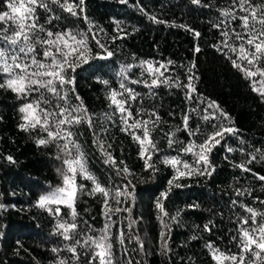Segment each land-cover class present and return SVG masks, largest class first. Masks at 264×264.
<instances>
[{"label":"trees","instance_id":"1","mask_svg":"<svg viewBox=\"0 0 264 264\" xmlns=\"http://www.w3.org/2000/svg\"><path fill=\"white\" fill-rule=\"evenodd\" d=\"M49 6L51 13L42 8L37 10L38 23L54 32L85 33L90 49L69 73L74 78L76 93L96 125L92 129L84 123L74 129V138L85 156L88 170L101 186L112 192L124 183L116 175L115 168L104 163L106 157L97 147L95 131L103 137L105 147L109 143L112 145L108 151L117 163L123 161L122 166L132 174L134 192L131 197H121L124 203L120 205L121 208L130 207L131 212L115 213L108 229L114 264H129V261L132 264H217L211 249L206 247L209 241L221 251L238 253L232 237L237 234L238 219L247 213L232 201L239 200L258 213L264 212V206L259 203L264 200V182L256 178V175H264V163L257 161L251 165L250 173L236 167L247 158L246 151L241 148H264V99L252 90L253 84L245 74L213 47L219 44L221 37L212 25L222 19L219 12L229 7V0H202L201 5H194L191 0H127L126 3L85 0L83 13L76 17L56 4ZM0 10H4L3 2H0ZM145 13L164 23L153 22ZM50 16H59V19L53 18L49 23ZM89 25L92 35H87ZM233 26L238 28V22ZM195 32L200 35L197 37ZM93 36L113 52L111 57H106ZM235 43L238 45L239 41ZM196 47L199 52L194 51ZM168 61L173 64L165 75L178 77L180 81H186L187 67L195 63L197 95L205 101H216L230 114L238 129V135L226 137L211 153L209 159L214 168L211 176H184L171 186L168 181L176 176V170L161 161L165 157H177L195 165L197 157L184 153L183 146L190 142L201 143L204 135L215 130L212 125L221 121H204L203 105L188 101L183 88L145 87L144 82L150 83L153 78L146 71V64L159 67ZM122 68L125 69L123 76ZM102 81H108V84ZM122 82L136 93V100H129L126 105L130 106L135 119H148L145 113L153 111L160 117V125L151 132L159 149L152 153V162L158 169L155 172L145 170L139 144L120 130L123 125L119 121V112L113 114L109 95L112 90L123 92L119 88ZM117 99H123V96L118 95ZM20 106L21 101L14 93L0 89V204L5 205L0 209V264H57L59 259L71 257L65 250L70 242L54 234L58 221L71 222L70 210L61 205L57 216V205L46 204L41 208L38 199L63 185L58 169L66 168L62 163L64 156L55 144L37 146L36 140L42 133L18 128L22 122ZM193 108L196 111H192ZM186 114L189 126L193 130L199 129L196 136L190 137L184 131ZM108 116H111L110 120ZM171 132L175 133L172 137L175 143L169 147L166 134ZM241 140L245 144L242 145ZM228 147L234 151L228 152ZM8 156L14 163L7 159ZM180 170H184L182 166ZM76 183L92 186L90 181L79 176ZM177 183L181 187L177 188ZM237 189L251 190L252 195L238 198ZM162 192L168 193L163 201L167 212L172 216L179 212L176 222L163 218L169 223L170 232L163 228L159 218L162 214L156 208ZM109 204L113 208L117 206L111 199ZM76 211L78 239L83 240L86 234L99 236L109 223L104 198L99 194L88 196L78 192ZM204 225H209L211 232L205 231ZM121 231L125 236L123 246L118 240ZM161 231L170 236L171 252L168 254H162L158 246ZM137 236L144 243L143 250L135 239ZM193 236L197 238L193 240ZM53 248L61 250L59 255L53 253ZM80 253L79 261L73 264H89L90 253L84 249H80ZM96 264H99L98 260Z\"/></svg>","mask_w":264,"mask_h":264},{"label":"snow or ice","instance_id":"2","mask_svg":"<svg viewBox=\"0 0 264 264\" xmlns=\"http://www.w3.org/2000/svg\"><path fill=\"white\" fill-rule=\"evenodd\" d=\"M4 3V10H0V89L8 90L14 93L18 100L21 101L19 112L21 114V123L18 128L22 131H36L42 133L39 135L37 146L47 147L55 144L58 150L63 154L62 161L66 168L58 169L63 177V184L66 187H57L54 191L46 195H41L38 200V206L44 208L46 204L64 205L70 212L71 222L64 220L58 221L54 234L60 235L63 240L70 243L65 250L71 253L69 260L63 258L57 261V264H73L80 259V249L89 252V264H114L113 244L111 237L108 235V229L111 227L112 216L121 211L131 212L130 207L121 208L124 203L121 197H131L134 192L131 172L123 161L117 163L108 149L112 145L109 143L105 147V141L100 133L93 131L97 137V147L104 155V163L114 167L116 175L124 181L123 185L116 188L114 192L106 187L101 186L97 179L88 170L87 163L80 145L74 138V129L77 125L87 123L89 128L95 129L96 125L91 115L88 114L83 101L75 91L74 78L69 75L75 70L78 62L88 51L85 33H76L71 31L54 32L38 23L37 10L43 9L45 12H52L49 4H56L62 11H66L71 16H79L84 11L85 0H0ZM126 3L127 0H120ZM194 5H201L202 0H191ZM143 10V9H142ZM149 15L148 13H145ZM219 16L222 17L212 26L219 31V44L213 47L221 55L230 61L232 66L245 74V77L253 84V91L264 99V0L256 3L255 0H229V7L220 10ZM59 19V16L49 18L51 20ZM149 18L155 23H164L155 16L149 15ZM83 19L87 20L84 16ZM238 22V28L234 27ZM193 31L192 29H188ZM119 31V29H118ZM43 34V35H41ZM197 37L199 32L194 33ZM87 35H92V27L89 25ZM234 38V40H233ZM98 47L104 49L106 57H111L113 52L108 50L101 41L93 36ZM235 41H239L237 45ZM199 52V47L194 49ZM147 63V62H142ZM173 62L168 61L166 64H160L159 67L148 64L146 71L153 78L150 83L145 81V87L151 89L164 85L168 88H183L185 97L188 101L203 105L204 121L219 120L221 123L213 124L214 131L204 135L203 141L199 144L190 142L183 146L184 153H191L197 157L195 165H190L177 157H165L161 163L170 166L176 170V176L168 181L173 185L174 181L193 174L211 176L214 168L210 162V155L213 150L222 145L228 136L238 135V129L229 113L224 111L221 106L214 100L205 101L199 97L198 88L194 81L197 79L195 69L197 65L191 63L187 67L186 81H180L178 77L173 78L165 75L169 72ZM130 67V66H129ZM163 69V71H161ZM125 69H121V76L124 75ZM260 79L256 80L255 77ZM140 83V81H132ZM107 85L108 81H102ZM260 87L257 88L256 85ZM119 88L123 92L118 93L112 90L109 95L110 104L113 106V114L119 112V121L123 125L121 131L127 132L133 140L140 146V158L144 160L145 170L157 171L154 162H152V153L158 152L159 149L151 138V132L160 125V117L156 112L145 113L148 119H135L133 112L128 105L129 100H136V93L128 88L125 83H121ZM124 93H127L124 96ZM123 96V99H117V96ZM192 111H196L195 108ZM140 115V113H137ZM109 120L111 116L107 117ZM189 116L186 114L183 118L184 131L191 136H196L199 129L193 130L188 124ZM131 121V123H130ZM140 134H137V131ZM107 131V129H105ZM169 147H172L175 141L174 132L167 133ZM241 144L245 141L241 140ZM73 150L76 155L73 156ZM228 152L234 151L232 147L226 149ZM246 151L247 158L242 164L236 165L244 172H252L251 165L257 161L264 163V148H252ZM60 159V157H57ZM7 159L13 162V158L8 156ZM180 166L184 169L180 170ZM256 175V174H254ZM82 178L91 182V187L85 184H77L76 178ZM256 178L264 182V175H256ZM177 188L180 184H175ZM71 190H68V189ZM83 193L88 196L96 194L104 198V207L107 209L105 215L109 223L105 225V230L99 236L85 235L83 240L76 238L78 224L76 211L77 194ZM167 192L160 194V199L156 202V208L162 214L161 223L164 229L171 231L169 223L164 222V217H168L171 222H176L179 216L170 215L163 201L167 199ZM251 190L237 189L236 196H251ZM109 199L114 201L116 207H111ZM264 206V200L259 201ZM233 205L243 208L247 215L238 219L237 234L232 240L238 246V253L221 251L215 247L212 241L206 244L211 249L213 260L217 264H264V212H257L247 203L239 200L232 201ZM191 207H196L192 205ZM5 205L0 204V209ZM51 212L52 210L49 209ZM60 207L55 208V215L59 216ZM259 217V219H258ZM131 228V224L129 225ZM205 231L211 232L209 225L203 226ZM197 237L193 236L195 240ZM136 241L141 250L144 249V243L137 236ZM118 240L121 246L125 243L123 231L120 232ZM170 236L161 231L159 234L158 246L162 254L171 252L168 241ZM53 253L59 255L60 249L53 248ZM247 256V259H245ZM129 264H132L129 261Z\"/></svg>","mask_w":264,"mask_h":264},{"label":"rangeland","instance_id":"3","mask_svg":"<svg viewBox=\"0 0 264 264\" xmlns=\"http://www.w3.org/2000/svg\"><path fill=\"white\" fill-rule=\"evenodd\" d=\"M147 65V67H148V64H146ZM61 187H66L64 184L61 186ZM68 190H71L70 188L68 189ZM54 191V190H53ZM43 195H46V194H43ZM39 200V199H38ZM55 205V204H54ZM58 206H61V205H57V207Z\"/></svg>","mask_w":264,"mask_h":264}]
</instances>
